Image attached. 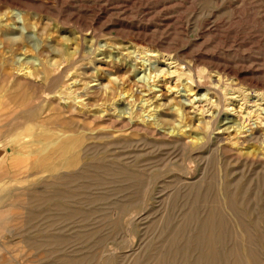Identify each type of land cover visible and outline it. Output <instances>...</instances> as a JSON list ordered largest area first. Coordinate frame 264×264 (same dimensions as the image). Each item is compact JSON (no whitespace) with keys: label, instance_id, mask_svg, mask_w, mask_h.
I'll return each instance as SVG.
<instances>
[{"label":"rangeland","instance_id":"1","mask_svg":"<svg viewBox=\"0 0 264 264\" xmlns=\"http://www.w3.org/2000/svg\"><path fill=\"white\" fill-rule=\"evenodd\" d=\"M201 107L264 133V0H0V264H197L228 172L241 190L216 264L245 248L264 264L258 166L170 143L207 134ZM163 113L160 132L117 125ZM184 172L208 188L179 192Z\"/></svg>","mask_w":264,"mask_h":264},{"label":"bare ground","instance_id":"2","mask_svg":"<svg viewBox=\"0 0 264 264\" xmlns=\"http://www.w3.org/2000/svg\"><path fill=\"white\" fill-rule=\"evenodd\" d=\"M175 71L176 70L174 69L173 71H171V73H173ZM219 79H220V76L218 77L217 80H219ZM188 90L190 91L189 88H188ZM146 91H148V93L143 94V95H146L147 97H145L144 99H142V97H139L140 98L139 101H141L140 107L145 105L144 108H148L154 102V100L156 99V98L153 99L155 97L154 95H150V93H151L150 91H152L151 84L147 85V90ZM168 102H170V100H168ZM157 104H159V103H157ZM182 104L186 105L185 102L181 101V105ZM174 110L176 111L177 115L182 120H185V119L188 118L186 113H183V110H182L181 106L174 107ZM208 110L209 109L205 110L203 107H201L200 112H199L200 115H201V118H199V123H197L195 125V128H199V129L200 128L201 129L206 128L207 129V134H202L201 136L196 137L193 140H185V138H182V137L176 135L175 137H173L170 140V143L185 147V146H189V142L193 141L194 142V147H191V146L190 147H191V149L193 151L192 153H196L195 155L198 154V152H199V150L201 148L207 147V146L211 145V143H215L217 147H220L221 149L223 147L225 150L234 153L236 155L235 156L236 158H234L235 163L237 162V163L246 164L247 162H249L250 164H256L258 166L259 170L263 173L262 175L264 176V133H261L260 131L255 130L254 127H246L249 124V123L245 124V122L247 121V118H243L242 121L229 119L227 116H224V117L221 118V110H217V111L213 112L210 116L208 115V117H203L204 116L203 114L206 111H208ZM145 111H146V109H145ZM167 115H168V113H163V114H161L159 116H155L154 118H152V120L150 122H146V123H138V122H135L134 120H131V118H128V120L125 121L124 118H121V119H119L117 121V125L120 126L123 129L131 130V131H141V132L143 131V132L147 133V132H150V131L155 132L156 130H159V132H160L161 129L164 127V125H166L165 123L168 121V119L166 118ZM120 116H121V114H120ZM147 116L150 117L151 114L149 113ZM79 122H80V120H79ZM219 124H221V125H219ZM220 126H222V129L220 131L215 132L214 130L217 129V128H220ZM2 128H0V129L4 130V127H2ZM76 128L78 130L82 129V131L86 129V127L84 125H82V126L81 125H77ZM226 130H230V133L231 132L233 133V135L229 136L227 139L224 138V136L222 135V133L226 132ZM68 131L72 132L71 129H69ZM0 132H3V131H0ZM171 132H174V131L171 130ZM12 135H14V133H11V131H10L5 136L7 138H9L10 136L12 137ZM93 137H96V136H93ZM140 142H141V140H140ZM130 143H133V142H130ZM252 146H254V148H252ZM243 147H247L248 149L251 148L250 150H248L246 152L247 155L244 158V160L238 155V153L240 152V149H242ZM84 156H86L85 153L84 154H79L80 158H82ZM0 165H3V164L0 163ZM25 165H26V163L22 162V164H18L17 168L15 167L14 170L18 171L20 173V171H22V169L24 168ZM83 165L84 164L82 163V164H80L77 167V173L81 172L84 169ZM194 166L195 165H193L192 161H190L189 166H188V164L185 165V167L191 169L190 170L191 172L193 171ZM234 166H236V165H234ZM2 167H4V165ZM4 169H5V167H4ZM3 174H4V172H3ZM0 175H1V172H0ZM199 175L200 176L198 178L191 179L184 172V174L180 175L177 178L178 179V185H176L175 188L179 192L180 191H184V193H192V192H197V191L200 192V191L206 190L209 185L205 184V178L203 176V173L199 174ZM14 176H17V174H14ZM227 177H228V179L226 178L221 183L223 201L221 202V200L219 201V199H215V200H212V202H211L212 204H214L213 205L214 208H212V209H216V210L211 211L210 214H209V217H208V222H209L208 233L206 234V236H204L203 234H200V233H199V236L197 235L198 236L197 240H196L197 244L199 243L200 246L202 245V246L206 247V251L200 250L201 252L197 253L198 254V256H197L198 259H196L197 262H198L197 264H216L217 263L216 262L217 259L215 257V256H217L215 254V252H216L215 248L218 247L217 246L218 243L220 241H222V239H223V235H224V232H223V224L224 223L223 222H225V218L221 214L222 213L221 212L222 211L221 207L225 205L226 208H228L230 210H233V209L236 208V205L238 204L237 197H238V195H240V190H241L240 178L235 179L233 181L230 180L229 179V178H231L230 172H228V176ZM260 178H262V176H260ZM263 180H264V178H263ZM263 184H264V182H263ZM18 194L19 193L16 194L17 198H19ZM63 200H65V199H63ZM222 203H224V205H222ZM240 203H242V200H241ZM262 205H263L262 206V213L264 214V208H263L264 204H262ZM247 206H248V204H247ZM217 209L220 210V212ZM251 212H252V210H251ZM238 222H239V220H238ZM201 233H202V231H201ZM243 240H244L245 243H246V241L249 242L247 234H246V237L243 238ZM220 247H221V245H220ZM246 247H247V245H246ZM249 247H250V245H249ZM236 253H238V252H236ZM236 253L234 252V255L238 256V254H236ZM244 254H245V256H247V258H249V260H250L249 262L247 261V263H246V262H234V261H232L233 263L231 262V264H234V263H236V264H251V262H253V258H254L253 253L251 252V250L245 248L244 249ZM230 257H233V256H230ZM228 259H231V258H228ZM233 259H235V258H233ZM218 260H220V259H218ZM226 260H227V258H226ZM226 260H225V262H227Z\"/></svg>","mask_w":264,"mask_h":264},{"label":"crops","instance_id":"3","mask_svg":"<svg viewBox=\"0 0 264 264\" xmlns=\"http://www.w3.org/2000/svg\"><path fill=\"white\" fill-rule=\"evenodd\" d=\"M5 167V166H4Z\"/></svg>","mask_w":264,"mask_h":264}]
</instances>
